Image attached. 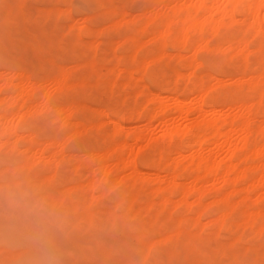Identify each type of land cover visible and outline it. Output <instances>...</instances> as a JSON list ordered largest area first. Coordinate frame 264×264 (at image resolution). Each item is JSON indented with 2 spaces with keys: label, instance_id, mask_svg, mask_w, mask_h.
Returning <instances> with one entry per match:
<instances>
[{
  "label": "rangeland",
  "instance_id": "374dc122",
  "mask_svg": "<svg viewBox=\"0 0 264 264\" xmlns=\"http://www.w3.org/2000/svg\"><path fill=\"white\" fill-rule=\"evenodd\" d=\"M206 2L210 4L209 0ZM122 3L128 5L130 14L122 18L104 14L109 8ZM195 3L196 0H164L150 4L145 0H0V98L18 92L19 86L15 82L19 83L21 78L11 76V72H24L30 81L27 83L38 84L31 98L26 99V104L32 102L34 106L29 113L26 109L28 114L17 131L16 148L0 144V184H8L6 190L0 188V264H264V215L256 212L258 205L264 204V184L249 182L250 198L245 200L242 196L247 184L237 181L231 203L224 204L219 197L230 187L216 174L214 176L219 179L212 175L198 183L205 190L202 204L208 205L203 212L199 210L203 206L193 202L191 194L187 197V204H179L181 185L178 184H191L192 177L197 174L192 167L195 165L189 160L190 142L200 137H197L198 132L204 130L209 137L208 128L195 125L199 118L211 115L220 118V121H227L230 117L234 118L231 114L235 112V103L248 105L255 102L251 104L254 107L251 108L253 119L250 129L243 132L235 127L229 133V144L224 135L211 141L208 138L201 152L225 162L233 151V162L249 166L250 176L259 165L264 164L263 152L261 157L249 153L264 142V21L261 27L246 28L242 14H236L235 20L220 16L219 9L226 4L229 6L228 0H217L212 16L208 13L204 15L205 10L196 7ZM145 5L152 14L158 9L160 11L147 19L140 17L132 20L134 13ZM217 6L219 8L216 9ZM68 9L71 11L68 12ZM195 12L196 16H200L201 27H205L199 32L198 28L188 26L191 44L186 48H176L169 36L152 39L158 31L170 34L172 38L183 26L189 25L188 20L181 19L192 17ZM263 13L264 7L260 9V18ZM118 19L120 22L114 24ZM85 24L96 27L97 31L100 27L104 28L101 30L103 33H79L80 27ZM143 26V44L136 51L131 38L128 37V40L125 37L138 33ZM235 41H241L238 48H235ZM158 46H163L171 54L169 56L166 52L170 58L167 55L154 58ZM242 46H245L244 49ZM132 50L136 52L137 61L130 56ZM178 51L182 58L176 57ZM172 56L177 60L174 61ZM191 56L199 62L196 68L189 64ZM120 59L126 65L125 70H118ZM62 67L68 72V82L64 86L54 82ZM137 67L143 69L144 80L129 77L131 69ZM178 71L180 77L176 76ZM7 74L12 77L10 81ZM252 74L256 75V80L246 81ZM201 78L204 90L205 85H214V89L211 87L206 95L203 89L195 88ZM236 78L243 80L236 83ZM4 82L17 86L13 89L14 84L7 87ZM146 86L158 90L162 99L160 102L166 103L163 117L154 118L150 124L145 117L136 116L146 108L154 110L158 104V98L149 90L151 95ZM201 93L208 103L202 105V110L197 102ZM42 94H48L49 103L52 102L55 107H73L75 112L67 118L64 117L65 112L58 114L53 110L40 109L36 103ZM260 95L262 102L258 104ZM174 96L182 100L183 107H189L186 116L174 110ZM151 97L157 99L153 101ZM5 102L0 100V112L6 106ZM18 103L12 105L14 111H17ZM25 107L23 105L18 111L22 112ZM131 113L136 117L128 118ZM18 117L15 113L10 116V121L16 122ZM62 117L65 118L63 121ZM194 120L196 128H186L193 125ZM225 120L224 128L229 131L227 129L232 120L226 123ZM77 121L82 125L75 123ZM236 122L237 119L232 124L236 125ZM137 129L142 130L141 138L133 135ZM165 129L180 133L174 134L168 144L163 137ZM31 132L37 135L38 142L45 141V144L46 141L64 140L63 154L49 157L47 150L54 148V144L53 147L48 144V148L41 142L38 147L48 148L42 150L43 153H40L41 150L23 153L27 147L25 134ZM244 133L247 143L242 148ZM119 142L124 148L120 147L115 154L124 158L127 153L134 155L140 169L134 182L128 176L130 166L109 172L107 180H100L102 169L97 171L96 158L86 167L79 159L84 152L102 153ZM25 154L31 155V160L22 166ZM165 155L170 156V160L175 158L172 163L181 162L178 163L181 174L176 179L177 185L169 184L164 172L159 173V178L147 173L148 166ZM113 161L114 153L108 158L107 166H111ZM53 170L55 178L50 180ZM91 176H95L97 181L93 188L88 186ZM118 178L121 181L118 182ZM16 179L19 183L15 184ZM74 185L78 186L72 191L73 197L69 198L67 190ZM152 186L157 187L156 190ZM167 188H173V196H169L168 207L160 209V202V206L155 202L161 197L160 189ZM17 191L28 193L24 204L13 201L12 193ZM151 201L154 203L148 205ZM230 206L233 210L226 218L223 217L224 223H217L215 219L216 223L212 221ZM196 252L202 260L195 258Z\"/></svg>",
  "mask_w": 264,
  "mask_h": 264
},
{
  "label": "bare ground",
  "instance_id": "6f19581e",
  "mask_svg": "<svg viewBox=\"0 0 264 264\" xmlns=\"http://www.w3.org/2000/svg\"><path fill=\"white\" fill-rule=\"evenodd\" d=\"M148 4H150V3H159V2H162V1H164V0H145ZM169 1H171V0H169ZM206 1H208V0H196V3H195V5H196V7H201V8H203L204 10H205V12H203L204 13V15H206L207 13L208 14H210L211 16H212V14H213V11H212V8L214 7L215 8V2H217V0H209V3L210 4H208ZM219 1V0H218ZM228 2H229V6H228V4H226V5H224L222 8H220L219 10V12H220V16L221 17H230V19H234L235 18V16H236V14H242V15H244V19H242V21H244L245 22V25L247 24V26H246V28H249L250 26H251V28H255V27H261V25L263 24L262 22L264 21V18H263V20L261 19L263 16H264V13H263V16L260 18V15H259V12H260V9L262 8V7H264V0H228ZM227 3V2H226ZM162 4V3H161ZM128 5H126L125 3H122V4H120V5H118V6H114V7H112V8H109L104 14L107 16H109V15H111V14H113V15H116V16H118V18L119 17H121L122 18V16H124L125 14H130L131 12H130V9L127 7ZM55 8V7H54ZM149 7H148V5H145L144 7H142L141 9H140V11L139 12H137L136 14L134 13V15H133V17H132V20H134L135 21V19H138V18H140V17H145L146 19L147 18H150V17H153V16H155L156 14H158L159 13V9H158V11H156L157 13H151V10H149L148 9ZM208 8V9H207ZM213 8V9H214ZM217 8H219V6H217L216 7V9ZM49 9H51L50 7H49ZM49 9H46V10H48L49 11ZM60 9V8H59ZM59 9H57V11H58V13H59ZM45 10V11H46ZM54 10V9H53ZM131 10H133V8H131ZM71 10L70 9H68V12H70ZM214 12H215V10H214ZM56 14H57V12H55ZM61 13V12H60ZM133 13V12H132ZM202 13V12H201ZM196 14V12L194 13V16H192V17H185V18H182L181 20L182 21H184V20H188L187 22L189 23V25H186V26H183L182 28H181V30L179 31V32H176L174 35H172L173 37L171 38V36H170V34L168 35V34H165L164 32H161V31H158L157 32V34L155 33V35H152L153 37H152V39L153 40H156V39H160V38H164V39H166L168 36H169V38L168 39H172L173 40V42H174V45L176 46V48H178V49H183V48H186L187 46H188V44H191V42L188 40V26H189V28H193V29H196V28H198V30H199V32L205 27L204 25H203V27H201V22H200V20H199V17L200 16H196L195 15ZM203 15V14H202ZM87 18H89V17H87ZM85 19V18H84ZM237 19V18H236ZM235 20V19H234ZM91 21V20H90ZM120 21H119V19L118 20H116L115 22H113L114 24H118ZM112 23V24H113ZM262 23V24H261ZM94 24V23H93ZM98 25V24H97ZM197 25H200V27L199 26H197ZM245 25H244V27H245ZM264 25V24H263ZM116 26V25H115ZM103 28V27H102ZM253 28V29H254ZM94 29V30H93ZM96 29V27H92L91 25H88V24H85V25H82L81 27H80V29H79V33H88V34H90L91 32H93L94 34H95V32H102L103 30H104V28L103 29H101V27H100V31L98 30L97 31V29ZM147 29V28H146ZM102 30V31H101ZM145 30V27L143 26L142 27V29L138 32V33H136V34H133V35H128V36H126L125 38L126 39H128V37H130L131 38V40H132V42L134 43L133 45L135 46V48H136V51H137V47H140L142 44H143V41L141 40V33L143 32ZM197 30V29H196ZM149 31V30H148ZM189 31H190V29H189ZM195 31V30H194ZM263 31H264V26H263ZM262 31V32H263ZM260 32V31H259ZM103 33V32H102ZM150 33V32H149ZM189 34H190V32H189ZM85 35V34H84ZM192 35V34H191ZM263 37H264V33H263ZM189 39H191V38H189ZM200 39V38H199ZM128 40H130V39H128ZM202 40V39H201ZM114 41V40H113ZM245 41V40H244ZM121 42V41H120ZM148 42V41H147ZM146 42V43H147ZM189 42V43H188ZM201 42V41H200ZM241 42V41H240ZM240 42L239 41H235V43H234V45L235 46H237V47H235V48H238V46H240ZM154 43V42H153ZM197 43V42H196ZM115 44H116V42H115ZM243 44V43H242ZM244 44H246V43H244ZM243 44V45H244ZM159 48L157 49V51L155 52V54H154V58H161V57H164V56H166L167 54H166V52L169 54V52L168 51H166V50H164V48H163V46H158ZM244 47L245 46H242L241 48H243L244 49ZM135 48H133V49H135ZM229 48V47H228ZM240 48V47H239ZM240 48V49H241ZM243 49H241V51L243 50ZM239 50V49H238ZM255 50V49H254ZM240 51V50H239ZM241 51H240V53H241ZM132 52H133V50H132ZM251 52V51H250ZM138 53V52H137ZM180 52L178 51V53H175V54H177V56L176 57H178V59L179 58H182V56H179V55H181V54H179ZM132 54V55H131ZM174 54V53H173ZM172 54V55H173ZM244 54H246V53H244ZM138 55V54H137ZM171 54H169V56H170ZM130 56L132 57V60H134V61H137V59L135 60V58H136V52H135V50H134V52L133 53H130ZM175 56H172L174 59H175ZM243 56V55H242ZM130 57V58H131ZM167 57H168V55H167ZM166 57V58H167ZM243 57H245V56H243ZM129 58V59H130ZM168 58H170V57H168ZM177 59H175L174 61H176ZM119 63L117 64V66L119 67L118 68V70L120 71V70H125L124 68H125V63H124V61H123V59H120L119 61H118ZM5 63V62H4ZM3 63V64H4ZM189 64L191 65V66H196L197 67V65L199 64V62H198V60H196L193 56H191V58L189 59ZM125 65V66H124ZM139 67H140V65H139ZM139 67H137V68H133V69H131V71L129 72V77L130 78H132V79H136V80H144V78H145V73H144V71H143V69H138ZM195 67V68H196ZM211 67V66H210ZM69 68V67H68ZM8 73H10V71H7ZM181 72V71H180ZM193 72V71H192ZM191 72V73H192ZM59 75H57V77L54 79V82H56V84H60V85H62V86H64L68 81H67V76H68V72H67V69L65 68V67H62V68H60V71H59ZM178 74H176V76L178 75L179 77L181 76V74L179 73V71L177 72ZM134 74H137V76L135 75L134 76ZM189 74V73H188ZM194 74V73H193ZM209 74H210V72H209ZM208 73H207V76L209 75ZM8 75V80L10 81V79H12V77L11 78H9L10 77V75L11 76H14V77H16V75H18L20 78H21V80H19V83H21L22 82V84H20L19 85V83H18V81L17 82H15L18 86H19V88H18V92L17 93H15V95H14V93H13V95L12 94H9V96L8 95H6L7 96V100H8V102H7V100H3V98H5L6 96H4L2 99L0 98V100L1 101H6L5 102V104H4V106L5 107H3L2 108V110H1V112H0V122H1V126H0V144L1 143H3L2 145H5V144H9L10 145V147L12 148V149H14V148H16V143H18L17 142V131H18V128L20 127V125H21V123H22V121L24 122V119H25V116H27V114L30 112V110L29 109H32V107L34 106L33 105V103L32 102H30L29 104H26L28 101L26 100V99H29V97L30 96H32V94H33V92H34V88H36L35 86L36 85H38V84H31V83H29L30 81H29V78H28V75L26 74V73H24V72H11L10 73V75L9 74H7ZM174 75V74H173ZM190 75V74H189ZM188 75V76H189ZM262 75V74H261ZM210 76H212L211 74L209 75V77ZM13 77V78H14ZM157 77V76H156ZM174 77V76H173ZM213 77V76H212ZM212 77H210V78H212ZM215 77V76H214ZM7 78V77H6ZM216 78V77H215ZM242 79V78H241ZM240 78H236V79H234V80H237V82L236 83H239V82H241L240 80H241ZM248 79H252V81H255L256 80V75L255 76H253V74L250 76V78H247L246 79V81H248ZM257 79H258V77H257ZM175 80V79H174ZM243 80V79H242ZM12 81V80H11ZM27 81H29L28 83H27ZM195 81V80H194ZM193 81V82H194ZM202 78H201V81H199V85H198V87H195V88H200L199 90H201V89H203L202 88ZM233 81V80H232ZM13 82V81H12ZM190 82H192V81H190ZM4 83H6V82H4ZM15 83H13L14 84V86H13V84L10 82L9 84H8V82L6 83V84H8L7 85V87L10 85V84H12V86H13V89L15 88ZM34 83H35V81H34ZM195 84H196V82H194ZM28 84H30V85H28ZM145 84V83H144ZM143 84V85H144ZM153 84V83H152ZM222 84V83H221ZM233 84H234V81H233ZM241 84V83H240ZM1 85V84H0ZM16 85V86H17ZM204 85V84H203ZM216 85V84H215ZM218 85V84H217ZM4 86V85H3ZM59 86V85H58ZM62 86H59L60 88L62 87ZM158 86V85H157ZM195 86V85H194ZM212 86H214V85H212ZM211 86V87H212ZM235 86V85H234ZM143 87V86H142ZM211 87H206V85H205V90L203 89V91H204V95H206L207 93H208V91L209 90H212V88ZM12 88V87H11ZM37 88H38V86H37ZM58 88V87H57ZM145 88H147V90H148V92L150 93V91L149 90H151V89H148L149 87H145ZM210 88V89H209ZM1 89V88H0ZM214 89V88H213ZM196 90V89H195ZM208 90V91H207ZM152 92L151 93H153V96H155V97H157L158 98V104H156V107H154V110H150V109H148V108H146L145 110H144V112H139L138 114H136V116L137 117H145L146 119H147V121H148V124H150L151 123V121L154 119V118H156V117H158V118H160V116H162L163 117V115L165 114V110H166V107H165V105H166V103L165 104H163L162 102H160V101H162V99L160 98L161 96H159V92H158V90H151ZM14 92V91H13ZM206 92V93H205ZM150 93V94H151ZM203 93V92H202ZM202 93L200 94V98L198 97L199 95H197V97L199 98V101H197V102H199V104H198V108L199 109H201V107H202V105H204V104H206L207 103V101H206V96H203L202 95ZM197 94V93H196ZM220 94V93H219ZM152 95V94H151ZM262 95V94H261ZM259 96V98L260 97H262V96ZM47 96H49L48 94L47 95H43L42 94V97L40 98V101H38V103H36V102H34V103H36L38 106H39V108L40 109H45V110H53V111H55L56 113H61V112H65V114H64V117H67V118H70L71 116V114H73V112H75V111H73L74 109H73V107H69V108H67V109H60L58 106H54V105H52L51 103H49V101H48V98H47ZM155 97H151V99L153 100ZM31 98V97H30ZM157 98H155V99H157ZM197 98V99H198ZM258 98V99H259ZM21 99V102L20 103H18L17 101L18 100H20ZM262 98H260V100H261ZM151 100V101H152ZM259 100V101H260ZM34 101V100H33ZM150 101V102H151ZM154 101V100H153ZM173 101H174V110L176 111V112H178L180 115H185L188 111H189V107H183V105H182V100L181 99H179L178 97H175L174 96V99H173ZM258 101V102H259ZM155 102L157 103V100H155ZM206 102V103H205ZM261 102H262V100L260 101V103H258V104H261ZM19 104L18 106H17V111H14L13 109H12V105H14V104ZM251 103V102H250ZM253 103H255V102H253ZM253 103H251V104H253ZM1 104H2V102H1ZM208 104V103H207ZM245 104V103H244ZM244 104H242V103H235L234 104V109H235V112H234V114H231L232 116L234 115V118L232 117H230V120L228 119L227 121L225 120V123L226 122H229V121H231L230 122V128L229 129H227V130H229V131H226L225 129L226 128H224V120L222 121V119H221V121H220V118L218 119V117H215V116H209V117H204V118H201V120H200V118H199V120L198 121H196L195 122V120L192 122V124L195 122V125L197 126H202L203 127V129H205L204 127H206V129L208 128L209 129V137L208 136H206V130H204V131H202V132H198V135H197V137L198 136H200V137H198V138H194L191 142H190V146H189V150H190V153H189V160H190V163H193L195 166H192L193 168L195 167V169H196V171H197V174L195 175L194 174V177H192L193 179H192V183L191 184H189V185H184V184H178L177 182H176V179L179 177V175L181 174H179V165H178V163H181V162H178L177 163V161H174L173 163H172V161L175 159V158H173V160L171 159L170 160V156H167V155H165V157H159V156H161V155H159L158 157V159H156V160H154V162H153V164L152 165H150V166H148V168H150L149 169V171H147V173L148 174H150V175H154L156 178H159V176H160V172H164L165 173V177H166V179H167V181L169 182V184H174V185H181V191H180V197H178V199H179V204L180 203H182V202H184L185 204H187L186 203V201H188L187 200V197L191 194L194 198H192L193 200V202H196V203H198V204H200V206H203L202 208H204V209H202V208H200L199 210H201V212H203L202 210H205V207L207 208V204L205 205V203L204 204H202V199H203V197H204V192H205V190L201 187V186H199L198 185V183H199V181L200 180H206V179H208V178H210L212 175V177H215L214 175H216V174H218V176L220 177V179H221V181L223 182V183H225V184H227L226 186H228V187H230L227 191H225V192H223V194L221 195V197H219V199L221 200V202H223L224 204H230L231 203V197H232V195L235 193V191H236V189L234 188V186H235V184H236V182L237 181H243V182H246V184H247V186H245L244 188H243V192H245V194L242 196V198L243 199H245V200H249V196H248V191L250 190L249 188V184H251L252 182H257V183H259V184H264V164L263 165H259L257 168H256V170H255V172L253 173V174H251V176H250V174H249V172H248V167L249 166H246V167H243V166H240L238 163H235V162H233V160H232V154L234 153L233 151H232V154H231V152H230V156H229V158L227 157V161H225V162H223V161H220V160H216V158H215V156L214 155H212V154H207V155H203L202 154V152H201V149H203L204 147L202 146L203 145V143L209 138H211L209 141H211L212 139L214 140L216 137H218V136H222V135H224V137H225V141L227 142V144H229V139H230V131H234L235 130V127H239L240 129L239 130H248V129H250V121H251V119H253L252 117H251V108L252 107H254L253 105H251V104H249L248 103V105L246 104V105H244ZM263 104V103H262ZM21 105V106H20ZM23 105H25L26 107H25V109L21 112V110L20 111H18V109H21V107L23 106ZM35 106V107H38V106ZM158 105V106H157ZM195 107V106H194ZM228 107V106H227ZM232 107V106H231ZM150 108V107H149ZM168 108V107H167ZM197 108V107H196ZM1 109V108H0ZM26 109H28L29 111H27ZM73 109V110H72ZM199 109H197V110H199ZM202 110V109H201ZM211 110H215L214 108H211ZM28 113H27V112ZM34 112V111H33ZM37 112V111H36ZM39 112V111H38ZM41 112V111H40ZM100 112V111H99ZM103 112V111H102ZM137 112V111H136ZM18 114V120L16 121V122H13L12 120V122L10 121V116H12L13 117V114ZM134 113V112H133ZM57 114V115H58ZM103 114H105L106 115V113L105 112H103ZM132 114V113H131ZM200 114V113H199ZM209 114H211V113H209ZM208 114V115H209ZM65 115H67V116H65ZM207 115V116H208ZM17 116V115H16ZM68 116H70V117H68ZM131 116V117H130ZM128 118H130V119H132V118H135L136 116H135V114L133 115H130ZM186 116V115H185ZM60 117V116H59ZM106 117V116H105ZM119 117V116H118ZM194 117H196V116H194ZM201 117V116H200ZM58 118V117H57ZM61 118V117H60ZM63 118V117H62ZM226 118V117H225ZM238 120V122H236L237 124L236 125H233L232 124V122H233V120H236V119ZM27 119V118H26ZM29 119V118H28ZM27 119V120H28ZM65 118H63L62 119V121L64 120ZM137 119V118H136ZM163 119H161L160 120V122L162 121ZM80 122V121H79ZM117 122V121H116ZM62 123V122H61ZM75 123H77L78 125L79 124H81L82 125V123L80 122V123H78V121L77 122H75ZM118 123V122H117ZM190 124H191V122H189ZM63 124V123H62ZM77 124H75L76 126H77ZM228 124V123H227ZM235 124V123H234ZM186 125H189V124H186ZM194 125V124H193ZM193 125H189V126H187L186 128H188V129H191L190 128V126H192V128H196V126L195 127H193ZM185 128V127H184ZM185 130H187V129H185ZM142 130H140V129H137V130H135L134 131V133H133V135H134V137L135 138H141L142 137V132H141ZM188 131V130H187ZM232 131V132H233ZM243 131V132H244ZM177 131H175V130H171V129H165L164 130V133H163V137H165L164 138V140H166V142L169 144L170 143V140L173 138V136H174V134H176V135H178L180 132H177ZM195 132H196V130H195ZM195 132H194V134H195ZM228 132V133H227ZM236 132V131H235ZM234 132V133H235ZM238 132V131H237ZM236 132V133H237ZM242 132V133H243ZM246 132V131H245ZM182 133V132H181ZM234 133H232V134H234ZM241 133V134H242ZM197 134V133H196ZM240 134V133H239ZM239 134H237V137H238V135ZM245 135L243 136L242 135V137L241 136H239V137H241V138H243L244 140H241L242 142V148L243 147H246L244 144H246L247 143V140H246V133H244ZM26 135V136H25ZM24 136V139L27 141V147L25 148V150L26 151H22L23 153L24 152H27V151H30L31 150V152H34V151H38L39 152V150H41V152L40 153H43V151L42 150H47L49 147L47 146L48 144H49V146H50V144H52L51 146L53 147V144H54V148H50L49 150H47L49 153V157H56L57 155H62L63 154V149H64V147L63 146H65L66 144H63L64 143V140H59V139H57V140H51V142L50 143H48V141H46L47 143L45 144L43 141H37V135H35L34 134V132H31V133H28V134H25ZM181 135V134H180ZM183 135H184V132H183ZM182 137V136H181ZM232 137V136H231ZM20 139V138H19ZM46 139H48V138H46ZM67 139V138H66ZM222 140V139H221ZM240 140V139H239ZM68 141V140H67ZM218 141V140H217ZM264 141V140H263ZM44 143V145H45V147L47 146L48 148H46V149H44L43 147H38L39 146V143ZM224 141H222V144H225V142L223 143ZM67 143V142H66ZM22 144V143H21ZM122 144V142L120 143H118V144H114L110 149L108 148V149H106L105 151H102V153H95V154H93L92 152H84L83 154H81L80 155V157H79V159L80 160H82V163L84 164V166L86 167V166H89V165H91L92 164V159L93 158H96V162L98 163V165H96V166H98L97 167V171H100L99 169H102L101 170V172L100 173H102L103 174V176H102V174H100L101 175V178H98V179H102V180H107L108 179V173L109 172H114V171H119L121 168H123V167H125V166H130V172L131 173H129V177H131L132 178V180L133 179H135L137 176H138V174H139V172H140V169H139V167H138V164H137V162H136V160H135V156L134 155H129L128 153H127V157H123V156H120V154H118V155H116L115 153H117V152H119V150H120V147L122 148H124V146H122L121 145ZM43 145V144H42ZM124 145V144H123ZM175 146V145H174ZM187 146V145H186ZM240 148L239 149H241V146H239ZM234 149H236V148H234ZM238 149V150H239ZM33 150V151H32ZM251 150V149H250ZM177 151V150H176ZM235 151V150H234ZM166 152V151H165ZM192 152V153H191ZM252 153V154H254V155H256V156H260L261 157V154H262V152L264 153V142L262 143L261 142V144H258V145H256L251 151H249V153ZM114 153V161H113V163H112V165L111 166H107V161H108V158L111 156L112 157V154ZM250 153V154H251ZM160 154H161V152H160ZM177 154L179 155V154H181L180 153V151H178L177 152ZM263 156H264V154H262ZM31 156V155H30ZM30 156H29V154H25V156H24V161H23V163H22V166L24 165H27L29 162H30V160H31V158H30ZM180 156V155H179ZM243 156L245 157V154H243ZM246 156L248 157V155L246 154ZM48 157V158H49ZM123 157V158H122ZM244 157H242L243 158V160L245 159ZM242 158H240V161H242L241 159ZM154 159V158H153ZM171 161H169V160ZM188 162V161H187ZM186 163V162H185ZM189 163V162H188ZM192 164V165H193ZM262 164V163H261ZM182 165V164H181ZM254 165V164H253ZM183 167L184 166H187V165H182ZM14 167H12V169H13ZM22 168V167H21ZM99 168V169H98ZM15 169V168H14ZM184 169V168H183ZM192 169V168H191ZM195 169H192V170H195ZM249 169H250V167H249ZM13 171V170H12ZM54 171L55 170H53V173L49 176L50 177V180H54V178H55V173H54ZM96 171V170H95ZM249 171H251V169L249 170ZM191 172V171H190ZM91 173H93V171L91 172ZM193 173H195V171H193ZM95 174V173H94ZM113 174V173H112ZM18 176V175H17ZM93 176V175H92ZM91 176V179H90V181H89V183H88V186L90 187V188H93V187H95L96 186V179H95V176H94V178ZM120 176V175H119ZM182 176V175H181ZM218 176L217 177H215V178H217V179H219L218 178ZM100 177V176H99ZM116 177H118V176H116ZM121 179H122V177H121ZM147 179H149V178H147ZM19 180V179H18ZM18 180L16 179V181L17 182H15V184L16 183H19L18 182ZM115 180V179H114ZM116 180H118V182H119V180H120V178H118V179H116ZM124 180V179H123ZM131 180V181H132ZM136 180V179H135ZM21 181H22V179H21ZM121 181V180H120ZM149 181V180H148ZM218 181V180H217ZM13 182V181H12ZM13 182V183H14ZM133 182H134V180H133ZM190 182V181H189ZM188 182V183H189ZM249 182H251V183H249ZM249 183V184H248ZM245 184V185H246ZM8 184H0V188L2 189V190H6L7 188L5 187V186H7ZM183 185V186H182ZM78 186V185H77ZM76 186V187H77ZM221 186V185H220ZM252 186H253V184H252ZM251 186V187H252ZM8 187V186H7ZM76 187H75V185H74V187H70L68 190H67V193H66V196L67 197H69V198H71V197H73V192L72 191H74L75 189H76ZM152 187H155V186H152ZM156 188L157 187H155V189H153V190H156ZM217 188V187H216ZM151 189V188H150ZM172 189L173 188H167V189H163V190H161L160 189V191L159 192H161L160 194H161V197H160V199H159V201L158 202H155L156 203V205L160 202V205L162 206V207H160V209L162 208V209H165L166 207H168L167 205H168V201H170V195H171V193H172ZM125 192V191H124ZM153 192V191H152ZM154 193H155V191H154ZM64 196H65V194H64ZM171 196H173V195H171ZM60 197H62V199H63V196H60ZM59 197V199H61ZM53 198V197H52ZM55 199V198H54ZM73 199V198H72ZM177 199V198H176ZM242 199V200H243ZM53 200V199H52ZM64 200V199H63ZM172 200V199H171ZM118 201V200H117ZM174 201H176V200H174ZM173 201V203H175ZM192 201L190 202V203H192ZM124 202V201H123ZM127 202V201H126ZM177 202H178V200H177ZM116 203V202H115ZM154 203V201H151V203L149 202L148 203V205L150 204H153ZM207 203H209V202H207ZM262 203V202H261ZM263 203H264V201H263ZM144 204V203H143ZM260 204V203H259ZM115 205V204H114ZM117 205H118V203H117ZM147 205V206H148ZM159 205V204H158ZM159 205V206H160ZM176 205H178L177 203H176ZM264 205V204H263ZM263 205H258V207L256 208V212L257 213H259V214H262V215H264V207H263ZM147 206L145 205V207L147 208ZM159 206H157V207H159ZM172 206V205H171ZM198 206V205H197ZM114 207V206H113ZM150 207V206H149ZM154 208V207H153ZM174 208H176V206L174 207ZM114 209V208H113ZM112 209V210H113ZM148 209V208H147ZM152 209V208H151ZM169 209H170V207H169ZM112 210H111V212H112ZM157 210H159V208H157ZM233 209H232V207L230 206V209H223L222 210V212H220V215H218V216H216V218H213L212 219V221H214V223H216V221H217V223L218 222H220L221 223V221L223 222L224 221V219H223V217L224 218H226V215L228 214V212H231ZM172 211V210H171ZM110 212V213H111ZM115 213V212H114ZM198 213H199V215H200V211H198ZM198 215V214H197ZM198 215V216H199ZM197 217V216H196ZM199 218V217H198ZM197 219V218H196ZM216 221H215V220ZM181 222V221H180ZM219 223V225H221ZM224 223V222H223ZM178 229V228H177ZM179 232V231H181V228H180V230L178 231V230H175V232ZM179 233H181V232H179ZM178 235V234H177ZM230 245V244H229ZM231 246H233V243H231ZM9 250V249H8ZM10 250H12V249H10ZM14 250V249H13ZM16 254V253H15ZM196 257V259L197 260H202V259H200V258H202L201 257V255L199 254V252H196V255H195Z\"/></svg>",
  "mask_w": 264,
  "mask_h": 264
},
{
  "label": "clouds",
  "instance_id": "9594fccd",
  "mask_svg": "<svg viewBox=\"0 0 264 264\" xmlns=\"http://www.w3.org/2000/svg\"><path fill=\"white\" fill-rule=\"evenodd\" d=\"M28 198V193L23 191H17L12 193V199L17 204H24Z\"/></svg>",
  "mask_w": 264,
  "mask_h": 264
}]
</instances>
